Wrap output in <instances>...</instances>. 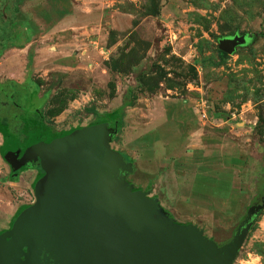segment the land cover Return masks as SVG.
I'll use <instances>...</instances> for the list:
<instances>
[{
  "label": "rangeland",
  "instance_id": "rangeland-1",
  "mask_svg": "<svg viewBox=\"0 0 264 264\" xmlns=\"http://www.w3.org/2000/svg\"><path fill=\"white\" fill-rule=\"evenodd\" d=\"M82 1L0 0V65L13 60L18 81L29 66L56 136L130 105L112 143L134 164L128 182L164 217L229 243L264 193V0H109L119 13L102 23L74 12ZM71 17L77 27L58 25ZM24 22L32 38L12 51ZM237 36L247 42L222 59L220 42ZM11 171L0 154V232L35 203L37 178L12 183ZM255 259L264 210L235 264Z\"/></svg>",
  "mask_w": 264,
  "mask_h": 264
},
{
  "label": "water",
  "instance_id": "water-1",
  "mask_svg": "<svg viewBox=\"0 0 264 264\" xmlns=\"http://www.w3.org/2000/svg\"><path fill=\"white\" fill-rule=\"evenodd\" d=\"M246 36L220 42L227 55ZM108 124L33 143L6 159L13 171L39 163L35 203L0 235V264H235L264 210L248 209L233 239L217 245L195 225L164 217L157 198L128 182L134 164L112 148Z\"/></svg>",
  "mask_w": 264,
  "mask_h": 264
},
{
  "label": "trees",
  "instance_id": "trees-1",
  "mask_svg": "<svg viewBox=\"0 0 264 264\" xmlns=\"http://www.w3.org/2000/svg\"><path fill=\"white\" fill-rule=\"evenodd\" d=\"M219 54L222 59L228 57V55L222 51H219ZM44 106V98H40L39 87L32 85L29 78L23 84H19L14 80L3 84L0 83V134L3 135L5 141L4 145L0 148V154L7 163L8 160L5 158L6 155L13 153L15 148H19L20 159L38 138L47 143L50 140L66 136L76 130H71L61 136H56L54 130L47 125L45 121L43 115ZM129 106L130 105L126 104L112 113L98 116L97 121L93 125L108 124L110 128L117 130L119 134L123 129L124 110ZM117 135L113 141L116 139ZM123 155L128 162H132L128 156L125 154ZM28 170L40 171L34 183L35 186L37 181L44 175L39 163L26 165L18 171L12 170L9 180L13 183H18L20 175ZM262 182L264 183V179ZM149 189H152V186H150ZM28 207L29 206H22L17 211L11 222V226L17 217ZM2 233L3 232H0V234Z\"/></svg>",
  "mask_w": 264,
  "mask_h": 264
},
{
  "label": "crops",
  "instance_id": "crops-1",
  "mask_svg": "<svg viewBox=\"0 0 264 264\" xmlns=\"http://www.w3.org/2000/svg\"><path fill=\"white\" fill-rule=\"evenodd\" d=\"M108 1L109 0H84V1H82L80 3H73L72 2L73 3L72 4V9L74 10V12L78 11V12H81V13H85L84 14L85 17H87L89 15L92 16L93 14H95L96 12L99 11L101 14H103L102 18L100 20L101 21L100 23H102V22H104L106 20L112 21L113 18H114L113 14L119 13V12L118 11H110V10H108L110 8V6H107V5H112V2L111 3H106ZM75 21H77V19L75 17H71V19H65V21H63L62 23H59L58 25L59 26L60 25H65V26H69V27L75 28V26L76 27L78 26V24L75 23ZM32 26L33 25L31 23L27 24V22H24L22 24H19V23L17 24L16 27L18 29H20V30H22L23 28L24 29H23L22 34H21L22 37L20 39H18L16 42L13 43L14 46H13V49H11L12 51L20 52L21 50H23V49H21L22 44L27 43L28 40H30V38H32V34H33ZM69 35L72 36V34H69ZM70 36L65 34L64 37H66V40H68V38ZM12 63H13V60L12 61H6L4 66L0 65V76L2 75L1 77L5 78V80L4 81H0V83L3 84L5 82L11 81V80L17 81L19 84L25 83V81L28 79L29 70H27V68L29 66H26L24 73L22 71V73L19 72L17 74L20 77L19 79H21L20 81H18L16 78H8L12 74V72L9 71V70H12V69H10ZM3 67H5V68H3ZM2 141H3L2 140V136L0 135V148L2 147ZM25 174H28L30 177H34L33 181H35L36 175H37V171L36 170H28V171L22 173L20 175L18 183L22 182V177ZM9 176H8V181L11 182L9 180ZM10 226H11V223H10ZM2 232H5V231H2Z\"/></svg>",
  "mask_w": 264,
  "mask_h": 264
},
{
  "label": "flooded vegetation",
  "instance_id": "flooded-vegetation-1",
  "mask_svg": "<svg viewBox=\"0 0 264 264\" xmlns=\"http://www.w3.org/2000/svg\"><path fill=\"white\" fill-rule=\"evenodd\" d=\"M3 112H4V111H3ZM3 112H2V113H3ZM0 135H1V134H0ZM1 136H2V140H3V141H2V146H3L5 141H4V137H3V135H1ZM17 150L19 151V148H15V149H14V152H16ZM8 165L10 166L9 163H8ZM10 167H11V166H10ZM36 171H37V175H36V178H37V177L39 176L40 171H39V170H36ZM258 202H259V201H258ZM258 202L253 203V204H257Z\"/></svg>",
  "mask_w": 264,
  "mask_h": 264
},
{
  "label": "built area",
  "instance_id": "built-area-1",
  "mask_svg": "<svg viewBox=\"0 0 264 264\" xmlns=\"http://www.w3.org/2000/svg\"><path fill=\"white\" fill-rule=\"evenodd\" d=\"M256 261L253 262H247V264H260V261L258 259H255Z\"/></svg>",
  "mask_w": 264,
  "mask_h": 264
}]
</instances>
